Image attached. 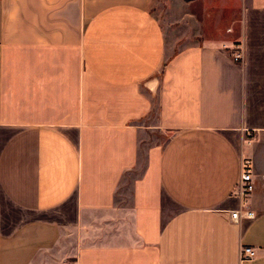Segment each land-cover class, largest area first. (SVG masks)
<instances>
[{
	"label": "crops",
	"instance_id": "0c3cea01",
	"mask_svg": "<svg viewBox=\"0 0 264 264\" xmlns=\"http://www.w3.org/2000/svg\"><path fill=\"white\" fill-rule=\"evenodd\" d=\"M152 1L0 0V264H264V0Z\"/></svg>",
	"mask_w": 264,
	"mask_h": 264
},
{
	"label": "rangeland",
	"instance_id": "374dc122",
	"mask_svg": "<svg viewBox=\"0 0 264 264\" xmlns=\"http://www.w3.org/2000/svg\"><path fill=\"white\" fill-rule=\"evenodd\" d=\"M187 1L189 0H153L150 9L158 18L161 25L164 27L167 25V21L171 19V14L172 17L176 19L178 18L177 16H180L181 10L184 9L192 10L193 12L198 13L199 0H194V2H190V4H188ZM208 11H212V5L208 9ZM198 30L199 29L187 28L183 26L181 22L172 26H168L167 29H163L165 48L167 49V51L172 50L173 52H175L180 47L194 44L199 38V36L197 35ZM201 30L208 34H220V29Z\"/></svg>",
	"mask_w": 264,
	"mask_h": 264
},
{
	"label": "built area",
	"instance_id": "2783aa9c",
	"mask_svg": "<svg viewBox=\"0 0 264 264\" xmlns=\"http://www.w3.org/2000/svg\"><path fill=\"white\" fill-rule=\"evenodd\" d=\"M236 51L232 54L234 60L240 59L239 48L234 46ZM244 138L246 143H250L252 140L261 138L264 136V130H248L244 131ZM253 190V184L251 180V161L248 157L239 158V172L238 178L235 183L233 193L242 198ZM253 213L249 210H243L241 213L238 210L229 212V219L232 222H237L239 217L251 218ZM253 256V248L250 246L240 245L238 249V258L240 261L247 260Z\"/></svg>",
	"mask_w": 264,
	"mask_h": 264
},
{
	"label": "trees",
	"instance_id": "16d2710c",
	"mask_svg": "<svg viewBox=\"0 0 264 264\" xmlns=\"http://www.w3.org/2000/svg\"><path fill=\"white\" fill-rule=\"evenodd\" d=\"M164 65V64H163Z\"/></svg>",
	"mask_w": 264,
	"mask_h": 264
}]
</instances>
